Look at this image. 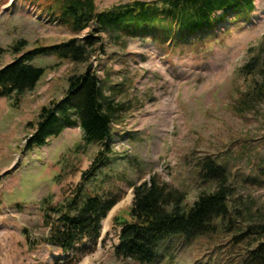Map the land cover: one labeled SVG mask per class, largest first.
I'll use <instances>...</instances> for the list:
<instances>
[{
    "label": "rangeland",
    "instance_id": "1",
    "mask_svg": "<svg viewBox=\"0 0 264 264\" xmlns=\"http://www.w3.org/2000/svg\"><path fill=\"white\" fill-rule=\"evenodd\" d=\"M129 1L96 4L105 10ZM220 16L215 37L202 51L150 36L128 37L91 59L106 101L116 106L117 120L109 142L112 153L86 179L105 145L86 143L79 126L66 127L34 150H25L24 143L32 132L28 122L38 117L43 105L62 98L69 76L84 71L88 63L60 62L54 54L38 56L33 63L45 67L46 73L37 87L19 106L0 97V264H56L59 257L64 259L61 249L47 242L44 199L62 205L80 185L89 193L120 198L103 221L102 241L74 264L242 263L259 236L246 233L234 241V233L264 223V94L251 92L259 77L253 80L241 72L253 57L264 58V0H256L247 18L237 20L234 13L222 12ZM72 35L66 26L39 16L27 0H0V66L15 57L7 49L17 40L27 39L34 47ZM193 149L197 157L229 153L226 168L235 189L231 204L236 230L220 229L192 242L171 236L149 263L118 258L114 217H128L134 183L156 176L188 192L189 203L215 188L199 178Z\"/></svg>",
    "mask_w": 264,
    "mask_h": 264
},
{
    "label": "trees",
    "instance_id": "2",
    "mask_svg": "<svg viewBox=\"0 0 264 264\" xmlns=\"http://www.w3.org/2000/svg\"><path fill=\"white\" fill-rule=\"evenodd\" d=\"M27 1L36 6L39 16L59 22L73 35L59 43L34 47H29L27 39L12 44L7 50L15 57L0 66V97L7 96L13 106H19L23 96L37 87L46 73L45 67L33 63L38 56L54 54L60 62L88 63L84 71L69 76L62 98L43 105L38 117L28 122L32 132L24 144L25 150H34L49 143L67 126H82L86 143L98 141L105 145L86 171L85 179L94 176L112 153L109 142L117 120L116 106L106 101L101 77L93 69L91 59L97 53L106 54L107 47L124 44L128 37L150 36L202 51L215 37L213 31L222 21L219 12L234 13L233 18L241 20L256 8V0H131L105 10L98 9L96 0ZM241 72L253 80L259 77L251 92L264 94V58L253 57ZM192 153L197 157L196 149ZM228 155L227 152L197 157L199 178L212 182L215 188L201 192L192 203L187 201L188 192L162 183L156 176L134 183L128 217H114L119 227L115 255L149 263L159 257L160 243L171 236L192 242L220 229L233 232L231 198L235 189L226 168ZM119 198L113 193H89L80 185L62 205H52L49 198L44 199V216L50 226L47 242L61 249V256H65L59 257L56 264L59 260L74 264L84 252L97 247L103 220ZM236 231L234 241L246 233L259 236L241 264H264V223Z\"/></svg>",
    "mask_w": 264,
    "mask_h": 264
}]
</instances>
